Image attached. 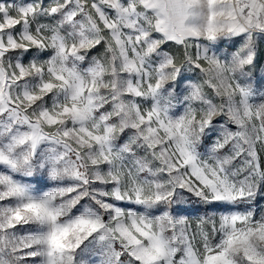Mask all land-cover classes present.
Masks as SVG:
<instances>
[{
    "label": "snow or ice",
    "instance_id": "6c2138e0",
    "mask_svg": "<svg viewBox=\"0 0 264 264\" xmlns=\"http://www.w3.org/2000/svg\"><path fill=\"white\" fill-rule=\"evenodd\" d=\"M0 264H264V0H0Z\"/></svg>",
    "mask_w": 264,
    "mask_h": 264
},
{
    "label": "rangeland",
    "instance_id": "374dc122",
    "mask_svg": "<svg viewBox=\"0 0 264 264\" xmlns=\"http://www.w3.org/2000/svg\"><path fill=\"white\" fill-rule=\"evenodd\" d=\"M193 207H196V205L194 204Z\"/></svg>",
    "mask_w": 264,
    "mask_h": 264
}]
</instances>
